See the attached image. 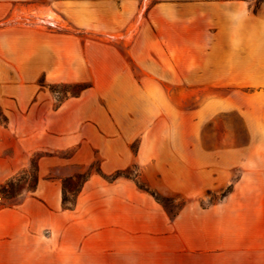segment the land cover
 I'll list each match as a JSON object with an SVG mask.
<instances>
[{
  "label": "rangeland",
  "instance_id": "374dc122",
  "mask_svg": "<svg viewBox=\"0 0 264 264\" xmlns=\"http://www.w3.org/2000/svg\"><path fill=\"white\" fill-rule=\"evenodd\" d=\"M36 3L17 4V22L68 32V61L64 81L38 68L22 76L36 82L0 84L2 96L34 94L58 110L0 114L15 176L39 156V184L95 176L70 214L86 234L115 233V196L100 191L117 172L170 217L188 201L225 200L241 207L245 233L257 221L264 233V0H130L63 20Z\"/></svg>",
  "mask_w": 264,
  "mask_h": 264
},
{
  "label": "crops",
  "instance_id": "0c3cea01",
  "mask_svg": "<svg viewBox=\"0 0 264 264\" xmlns=\"http://www.w3.org/2000/svg\"><path fill=\"white\" fill-rule=\"evenodd\" d=\"M44 1L50 4H39ZM129 1L0 0V84L36 82L22 76L36 75L38 68L55 69L59 76L56 82L64 81L66 74L63 66L67 67L68 61V32L19 24L16 16L22 9L17 4L37 2L34 6L38 9L59 12L63 20L69 12L118 8ZM227 7L243 10L241 4L223 6ZM2 99L9 102L8 109L2 106ZM42 103L34 94L0 95V114L58 112L43 110L46 106H40ZM7 146L16 154L15 144H6L5 128L0 127V185L19 172L12 165L14 159L5 157ZM96 179L90 176L81 193L100 183ZM106 185L100 193L108 191L115 196L114 209L111 205L109 211L116 230L110 234H86L84 220L70 218L75 210L62 208L63 186L61 189L56 179H42L36 192L0 205V264H264L261 222L245 233L241 207L227 208L224 200L200 208L188 201L170 217L131 181L120 178Z\"/></svg>",
  "mask_w": 264,
  "mask_h": 264
},
{
  "label": "trees",
  "instance_id": "16d2710c",
  "mask_svg": "<svg viewBox=\"0 0 264 264\" xmlns=\"http://www.w3.org/2000/svg\"><path fill=\"white\" fill-rule=\"evenodd\" d=\"M39 157L32 159L30 168L28 171L24 172V175H18L14 178L7 181L2 186L3 194L7 201H12L17 198V196L23 192L26 193H34L36 192L39 184ZM100 173L99 170H97ZM91 174H75L69 177H65L62 179V208L64 210L73 211L77 205V199L79 194L81 193L84 185L88 181ZM120 177L128 178L129 176L125 172H117L111 178L104 176V178L108 181H115ZM22 181H26L27 188L24 189L22 186ZM145 190L144 188L140 187ZM159 202L160 199L156 198ZM162 203V202H161Z\"/></svg>",
  "mask_w": 264,
  "mask_h": 264
},
{
  "label": "built area",
  "instance_id": "2783aa9c",
  "mask_svg": "<svg viewBox=\"0 0 264 264\" xmlns=\"http://www.w3.org/2000/svg\"><path fill=\"white\" fill-rule=\"evenodd\" d=\"M5 203V199L3 196L0 195V205H3Z\"/></svg>",
  "mask_w": 264,
  "mask_h": 264
}]
</instances>
